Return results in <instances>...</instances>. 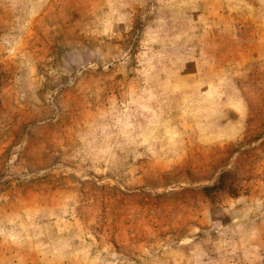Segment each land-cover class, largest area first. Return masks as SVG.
<instances>
[{
    "label": "rangeland",
    "instance_id": "374dc122",
    "mask_svg": "<svg viewBox=\"0 0 264 264\" xmlns=\"http://www.w3.org/2000/svg\"><path fill=\"white\" fill-rule=\"evenodd\" d=\"M203 6L204 0H0V264H35L28 239L38 261L60 255V242L50 246V226L41 220H54L59 232L75 229L86 258L73 264H138L139 256L124 251L140 248L145 236L151 264H218L217 253L197 241L207 215L236 219L233 206L242 199L263 208L264 73L253 65L245 66V79L212 73L208 51L220 34L211 30L220 18ZM239 35L250 55V33ZM222 89L234 110L228 117L215 105ZM161 133L164 161L130 162L133 136L148 135L143 147L151 154V137ZM109 153L112 162L99 160ZM146 166L159 175L157 191L146 192ZM89 183L101 188L97 210L87 208L95 204L92 194L85 209L44 207L46 192L60 197L68 184L81 190ZM157 218L163 223H145ZM244 255L235 247L225 263L264 264V240L248 242Z\"/></svg>",
    "mask_w": 264,
    "mask_h": 264
},
{
    "label": "crops",
    "instance_id": "0c3cea01",
    "mask_svg": "<svg viewBox=\"0 0 264 264\" xmlns=\"http://www.w3.org/2000/svg\"><path fill=\"white\" fill-rule=\"evenodd\" d=\"M216 2L218 6H213V3ZM214 7L216 8V12L220 18L219 25L218 27L215 26V30H211V32L214 33L217 32L219 35V41L217 44V49H220V51L217 52L216 50V44H212L211 46V51H208V56L210 57L209 61H207L208 65L212 64V72L213 74H219V78L224 81H229L231 80H238L239 78H246L245 73H246V67L253 65L255 66V70H257L258 67V72L264 73V0H204V9L207 10V7ZM226 7V8H225ZM249 32L250 37L247 38L249 41L248 46L250 45V55H246L245 53L242 52L245 46L247 45H242L241 42V36L239 34H243ZM249 36V35H248ZM210 49V48H208ZM212 49L214 52L212 53ZM214 56L215 58H213ZM198 64V62L196 61ZM206 63V62H204ZM246 66V67H245ZM211 69L210 67H208ZM196 72V70L194 71ZM194 72H190L187 77H191V74ZM149 76V74H148ZM147 76V77H148ZM217 77V76H216ZM229 78V79H228ZM260 78V76H259ZM263 78V76H262ZM191 80V78H190ZM196 80V78H194ZM211 80V78L209 79ZM212 82V81H211ZM208 90H205V93H210L213 91L212 85H210V88H207ZM144 93L145 91H140V93ZM176 93V91H174ZM173 92V93H174ZM188 92L191 94V92L188 90ZM222 94H220L221 99L219 102H216V106L220 105L219 109L220 111L225 112V116L228 117V114L232 110L231 107H229V91L227 89H222L221 90ZM137 93V91H136ZM163 93V92H162ZM193 95L197 94V90H195V93H192ZM210 95V94H208ZM191 97V95H189ZM188 96V97H189ZM191 99V98H189ZM192 101V100H191ZM206 106H211L213 99H207L204 101ZM231 122L228 120L222 124L223 126H228ZM231 129L237 127L235 125H231ZM164 129L163 126H160V130ZM163 132V131H162ZM151 134V133H150ZM146 135V134H145ZM143 135L141 137L138 136H133L131 141L128 142L129 145H131V151H130V157L129 160L130 162L132 161H138V160H152V161H164L166 159L164 155V149L163 146L166 143V136L165 133H161L160 135H153L151 137V143H155L156 148H154V152H151V154L146 153L145 148L143 147L144 143L149 142L148 135ZM57 137V136H54ZM113 143V142H112ZM161 147V148H160ZM100 155V154H98ZM108 154H102V159L101 157L99 160H106L112 162V155L106 156ZM107 157V158H106ZM142 176L144 178L145 183H147V191L146 192H154L159 189V184H153L154 182L159 183L158 179V174L152 173L151 169L149 166H146V168H143ZM58 175V174H57ZM60 175H63L62 173ZM92 183L85 184L80 189H77L78 187L71 184L65 186L64 190H62V196L54 195L52 196L50 193H45V199L42 201L40 198V201L45 202L46 204L44 207H59L61 209H85L84 206L82 205L84 201H88V199L91 197L90 194H92V203L94 200L95 204L93 206H89L87 208H91L92 210H97L96 206L99 205L100 200L102 199V195H100V189L96 190L93 189ZM111 189V186L104 188L105 195H108L106 192ZM52 189H49V191ZM77 190L76 195L71 196V194L75 193ZM106 190V191H105ZM145 190V189H144ZM65 193V195H64ZM49 194V195H48ZM102 194V193H101ZM147 194V193H146ZM148 197V194L145 195ZM60 198V199H59ZM62 199L69 201L68 203L72 206H66L64 205ZM108 199V205L112 209V197H107ZM73 202V203H72ZM234 202V201H233ZM232 202V203H233ZM63 203V205H62ZM57 205V206H56ZM261 204H257V201L255 198L250 199V200H237V204L234 208V213H236V219L232 218L231 220H213L212 216L207 215L206 220L203 221V224L205 226V231H204V239H199L197 241L200 242L204 241V244L208 246L211 250V254L213 251L217 253V257L220 260L218 264H226V258L229 254L230 251L234 250L236 247V250H241L242 249V257L244 255V250L246 247V244L248 242H256V244H260L262 240H264V234L262 235V232L260 231L261 225L264 227V206L263 208H259ZM73 207V208H72ZM243 209V210H242ZM70 210V209H69ZM95 211H93L94 213ZM81 222L80 226L83 225H93L92 221H85L83 219H80ZM68 221V220H67ZM72 221V220H70ZM123 221L127 224L132 223V220H116L115 223L123 224ZM144 221V220H143ZM163 221V220H162ZM161 220L158 218L156 220H145V223L148 225L151 222H157V224L163 223ZM114 221H112L113 223ZM56 223V222H55ZM39 224H44L48 228L50 226L48 237L46 240L48 243H50L52 246V241L57 242L59 241V247L60 251L58 254L60 255H53V256H46L45 261H38L37 253L36 250L33 249V240L28 239V246H29V257L31 258L32 263L34 262L35 264H73V263H79V260H83V258H86V255H83L82 250L84 249V245L81 239L78 238L77 232H75L74 228L71 227V229L68 228L66 232H59L58 229L55 227L52 228V225L54 224V220H41ZM92 228V226L90 227ZM74 229V230H73ZM113 229V228H112ZM151 229L150 227H147V231ZM264 232V231H263ZM107 234V233H106ZM112 234V236H111ZM111 234H107L108 236V241L114 242L115 245L112 244L109 245L108 251L112 252V249L115 248L116 246V237L117 234L112 231ZM192 236V234H190ZM129 237V236H128ZM148 237L145 236V243L141 244L140 248L137 249H132V248H126L124 253L127 255V257L133 258V256H139L141 258V262L138 264H151L149 258V253H150V248L152 247L148 243ZM234 240L235 241V246L228 244L232 243L228 239ZM40 239V238H39ZM112 239V240H111ZM143 239V238H142ZM141 239V241H143ZM195 239V237L193 238ZM27 241V240H26ZM228 242V243H227ZM246 243V244H245ZM55 244V245H56ZM32 245V248H31ZM164 249L167 248L165 243H163ZM195 246L197 247L198 244L195 242ZM255 249V248H254ZM254 249L251 252L250 256H256L257 253H254ZM89 250V246H87V249ZM68 251V254L66 252ZM81 252V253H80ZM179 252V251H178ZM260 252V251H258ZM84 257H83V256ZM180 253L177 256V252L173 256L172 260L178 261L177 257L179 256ZM41 256V255H39ZM61 256V257H58ZM83 258H82V257ZM162 256V255H161ZM65 258H68L65 260ZM224 258V259H223ZM91 259V258H90ZM80 260V261H81ZM92 260H87L86 262L84 261V264L90 263ZM152 261V260H151ZM159 261V260H156ZM236 261V260H235ZM179 262V261H178ZM237 262V261H236ZM211 263V262H210ZM137 264V263H135ZM232 264H235L233 262Z\"/></svg>",
    "mask_w": 264,
    "mask_h": 264
}]
</instances>
